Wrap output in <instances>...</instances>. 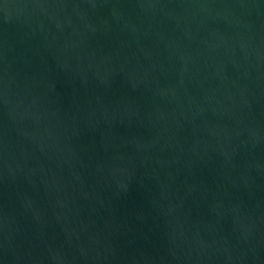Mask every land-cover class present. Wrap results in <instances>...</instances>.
Listing matches in <instances>:
<instances>
[{
  "label": "water",
  "instance_id": "95a60500",
  "mask_svg": "<svg viewBox=\"0 0 264 264\" xmlns=\"http://www.w3.org/2000/svg\"><path fill=\"white\" fill-rule=\"evenodd\" d=\"M0 264H264V0H0Z\"/></svg>",
  "mask_w": 264,
  "mask_h": 264
}]
</instances>
